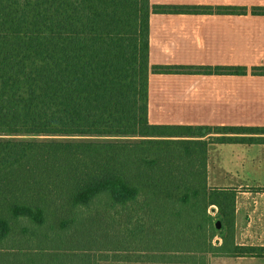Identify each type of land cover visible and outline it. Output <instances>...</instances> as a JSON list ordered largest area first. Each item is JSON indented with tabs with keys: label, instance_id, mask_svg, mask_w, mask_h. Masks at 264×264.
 <instances>
[{
	"label": "trees",
	"instance_id": "1",
	"mask_svg": "<svg viewBox=\"0 0 264 264\" xmlns=\"http://www.w3.org/2000/svg\"><path fill=\"white\" fill-rule=\"evenodd\" d=\"M245 13L150 0H0V264L153 261L93 247L99 239L88 230L116 220L124 231L136 228L142 246L149 237L166 262L264 258V248L235 245L237 192L207 187L208 146L264 144L247 137L264 128L160 126L147 118L150 74L247 73L151 67L150 16ZM100 197L105 206L85 215ZM115 239L103 235L98 246ZM96 253L103 259L95 261Z\"/></svg>",
	"mask_w": 264,
	"mask_h": 264
},
{
	"label": "crops",
	"instance_id": "2",
	"mask_svg": "<svg viewBox=\"0 0 264 264\" xmlns=\"http://www.w3.org/2000/svg\"><path fill=\"white\" fill-rule=\"evenodd\" d=\"M158 6L238 7L243 15L152 14L151 67L245 68V75L150 74L147 118L151 125L264 128V0H150ZM264 137V135H247ZM207 187L233 189L234 242L264 248V144H210ZM213 215L217 208L212 207ZM222 243L220 240L219 245ZM104 264H183L132 262ZM207 264H264L257 258H214Z\"/></svg>",
	"mask_w": 264,
	"mask_h": 264
},
{
	"label": "rangeland",
	"instance_id": "3",
	"mask_svg": "<svg viewBox=\"0 0 264 264\" xmlns=\"http://www.w3.org/2000/svg\"><path fill=\"white\" fill-rule=\"evenodd\" d=\"M28 139H41V138L28 137ZM84 139H87V138H84ZM91 139H101V138H91ZM112 140H114V138H112V137L103 138V141H112ZM106 203H107L106 200L103 197H100V198H98L97 200L94 201V203L92 204V206L89 209L83 210V213L85 215H90L93 212H95L96 210H99V209L103 208ZM211 209L212 208L208 209V214L212 216L213 214L211 212ZM212 217H214V216H212ZM144 223H145V225H147V226L149 225L150 226V221L148 219L144 220ZM122 224H123L122 221L116 220V222H114V224H113V227H107L104 223H101V225L93 226L91 229H89L88 232H90V236H91L92 241L95 242L96 239H99V242H97L95 244V246H93V247H96V248H99V249H103V250H106V249L111 250L112 247H115L113 249L118 248L121 251H125V250L130 251V254H125L123 252H120L118 254V256L120 258L121 257H126V258H131V259H134V260H137V261H145V260H153V261H161V262L170 261L168 258H166L167 256H164L162 254H158L160 252H156V250L154 248L155 246H153L149 242V240H150L149 237H146L143 240L144 246H142L140 244L142 235L138 234L136 232V230H135L136 228H133L131 231H129L134 236L132 238V235L128 234L129 232L124 231L121 228ZM119 225H121V227H119ZM135 227H136V223H135ZM35 230L39 231V229H35ZM31 232L32 233H30V234L34 235L32 230H31ZM63 232H64V234L70 235L71 233L74 232V230L72 228H66V230L63 231ZM103 235L105 237H109V238H112V239H115L118 236L119 239H115V241L116 242L118 241L120 243L119 244H111L109 246V248H106V245L105 246H98L99 243H101L103 245V242H104ZM122 236H124V237H122ZM146 242H147V246H146ZM219 243H220V239H218V238H214L213 241H212L213 245H217ZM101 247H103V248H101ZM145 247L147 248V250L145 249ZM96 248H94V249H96ZM142 249H145L146 251H149V252H138L139 250L143 251ZM96 254L94 255L95 261H100V260L103 259V255H101L99 253H96ZM107 255H108V257H112L109 254H107ZM198 257L199 256L196 255V258H198ZM209 257L211 258L212 256L211 255H207V261H208ZM174 258H176V257L175 256H170V259H174ZM100 264H104V263H100Z\"/></svg>",
	"mask_w": 264,
	"mask_h": 264
},
{
	"label": "water",
	"instance_id": "4",
	"mask_svg": "<svg viewBox=\"0 0 264 264\" xmlns=\"http://www.w3.org/2000/svg\"><path fill=\"white\" fill-rule=\"evenodd\" d=\"M216 228H217V229L220 228V222H216Z\"/></svg>",
	"mask_w": 264,
	"mask_h": 264
}]
</instances>
